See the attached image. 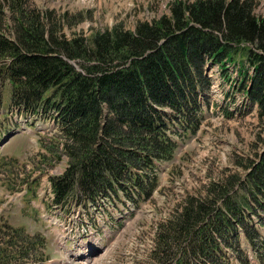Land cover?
<instances>
[{
    "label": "trees",
    "instance_id": "16d2710c",
    "mask_svg": "<svg viewBox=\"0 0 264 264\" xmlns=\"http://www.w3.org/2000/svg\"><path fill=\"white\" fill-rule=\"evenodd\" d=\"M254 6L177 0L133 31L114 27L85 39L66 38L50 12L25 0H0V89L9 84L14 112L52 118L53 145L43 146L52 160L66 159L63 173L50 177L53 202L98 207L106 199L139 209L151 200L174 139L200 129L208 61L224 79L228 66L237 68L242 105L256 106L264 131V17ZM240 169V178L210 180L170 209L157 225L151 264H251L240 233L264 262V148ZM0 223V264L48 260L43 237Z\"/></svg>",
    "mask_w": 264,
    "mask_h": 264
},
{
    "label": "rangeland",
    "instance_id": "374dc122",
    "mask_svg": "<svg viewBox=\"0 0 264 264\" xmlns=\"http://www.w3.org/2000/svg\"><path fill=\"white\" fill-rule=\"evenodd\" d=\"M31 8L50 12L52 22L60 28L66 38L110 31L114 27L133 31L139 22H151L168 13L170 3L177 0H25ZM194 2L197 0H180ZM254 14L264 17V0H253ZM8 17H10L8 15ZM231 65V64H230ZM229 67V78L219 72L218 67L207 62L205 74L210 88L205 95L209 107L199 131L178 143L171 160L157 166L158 189L152 199L133 209L130 203L126 210H115L104 206H87L76 200L68 203V211L79 212L82 222H87L92 233L97 224L110 232L100 236L106 245L94 241L96 254L85 258L80 249L92 239L87 227H76L66 233L72 248L79 252L64 253L56 249L49 221L58 208L47 202V182L59 176L67 163L52 160L48 149L49 140L56 132L50 116H24L8 107L10 86L6 82L0 89V219L13 227H22L30 234L43 237L48 261L45 264H137L149 258L153 251L157 225L185 195H194L210 180L242 174L240 162L254 158L264 148V131L258 127L257 108L243 107L244 96L237 86V68ZM235 83V84H234ZM45 140V141H43ZM43 141V143H42ZM103 213H107L104 215ZM75 216V215H73ZM107 217L109 220L103 222ZM70 220L67 224H74ZM103 222V223H102ZM2 223V222H1ZM0 228L2 229V224ZM264 235V229L261 230ZM77 244V248L73 243ZM242 243L240 246L242 247ZM243 249L251 264H259L245 242ZM93 248V246H92ZM92 251V250H89ZM83 253V254H81ZM240 264V259L230 260ZM264 264V263H262Z\"/></svg>",
    "mask_w": 264,
    "mask_h": 264
},
{
    "label": "bare ground",
    "instance_id": "6f19581e",
    "mask_svg": "<svg viewBox=\"0 0 264 264\" xmlns=\"http://www.w3.org/2000/svg\"><path fill=\"white\" fill-rule=\"evenodd\" d=\"M70 229H79V228L73 227V226H71V224H67V226H66L65 228H64V227L62 228V232H63V234H66L68 231H70ZM83 230H84V235H85V236L88 234L87 231H88V232L91 231V237H90V238H92L91 240L88 239L87 244H88L89 246H88L87 248H86V244H84L82 241H79V242H81V245L79 246V247H80L79 250H83L84 254L86 253V255H85L84 257H85V258H89V256H90L91 254H96L97 251L99 250L98 248H95V247H94V241H98V242L100 243V245H102V248H101L100 251H103V252H104L105 249H106V245L104 244V241L102 240V238H101L100 236H98L96 233H92V230H91V229H89V230H87V229H83ZM102 231H103V230H102ZM65 239H66L67 243L70 244V246H71V251H77V249L74 250V249L72 248V241L69 240L68 237H66ZM93 240H94V241H93ZM73 246H74L75 248H77V244H76V242L73 243ZM92 246H93V248H92ZM89 250H92V251H89ZM77 252H79V251H77Z\"/></svg>",
    "mask_w": 264,
    "mask_h": 264
}]
</instances>
